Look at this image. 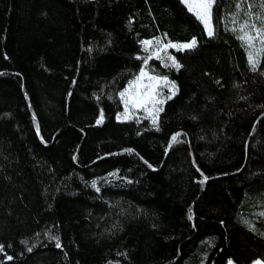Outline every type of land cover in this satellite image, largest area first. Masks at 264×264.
<instances>
[{
	"label": "trees",
	"instance_id": "obj_1",
	"mask_svg": "<svg viewBox=\"0 0 264 264\" xmlns=\"http://www.w3.org/2000/svg\"><path fill=\"white\" fill-rule=\"evenodd\" d=\"M211 26L180 0H0V264H264V0H214ZM144 67L156 123L118 119Z\"/></svg>",
	"mask_w": 264,
	"mask_h": 264
},
{
	"label": "rangeland",
	"instance_id": "obj_2",
	"mask_svg": "<svg viewBox=\"0 0 264 264\" xmlns=\"http://www.w3.org/2000/svg\"><path fill=\"white\" fill-rule=\"evenodd\" d=\"M203 2H204V0H186L185 3H182V2L181 3L187 8L188 11H189L188 5H191L195 11H201L202 12L203 9L200 8L199 6ZM189 12H191L196 17V15L194 14L193 11H189ZM201 25L203 27L204 33L207 36H209L207 34V32L205 31V28H204L202 23H201ZM192 41L193 40H190L187 43L170 44V45H174V46H168V47L162 46L160 43L157 44L156 41H154L150 45L143 44L142 45V50L144 52V56H145L146 59L150 58V57L154 58V59H160V58H164V57L169 58L170 54L169 55L167 54V51L169 50L168 48H171L174 51L190 49V48H181L180 46H182L184 44H188V43H190ZM145 49H147V50H145ZM144 70L146 72H148L149 75H152V74L149 73L148 68L144 67ZM139 73L133 78V80L131 82H135L136 81V78L139 75ZM152 83H153V86L156 89V92L158 93V88L161 85L163 86V82H161L159 84H156L155 82H152ZM148 84H149V81L145 77L142 81H139V82H136L134 84H131V86H130V83H129L126 86V88L123 89V91L121 92V93H126L124 98L121 97V93L118 95L119 101H120L121 107H122L121 113L122 114L126 113L127 118H132V117H134L132 115L136 114V116L141 115L142 117L152 121L156 117L157 110H158V107H160V104H157V105L153 106V104H151V103H148V104H144L143 103V101L145 100V96H144V92L146 90L145 86L148 85ZM125 99H134L136 101V103H134V104H129L127 112H126L125 103H124ZM157 99L161 100L159 96H157ZM122 117H124V115H122ZM226 264H229V261ZM251 264H262V263L260 261H254Z\"/></svg>",
	"mask_w": 264,
	"mask_h": 264
},
{
	"label": "snow or ice",
	"instance_id": "obj_3",
	"mask_svg": "<svg viewBox=\"0 0 264 264\" xmlns=\"http://www.w3.org/2000/svg\"><path fill=\"white\" fill-rule=\"evenodd\" d=\"M181 2L185 3L186 0H181ZM213 3H214V0H204V2L199 6L200 8L203 9L202 12L201 11H195L191 5H188L189 11L194 12V14L196 15V18L203 24L205 31L207 32V34L210 37L214 34L212 26H211V12H212ZM238 7H239V5H238ZM244 27H246V24L241 25V29H243ZM251 27L257 28L256 24H252ZM257 33H258V35L260 34L259 29H257ZM247 35L248 34L245 33L244 35L239 36L238 38L241 39L242 41H244L245 37ZM142 43L145 45H150L153 42L152 41H143ZM156 43L158 44L159 41H156ZM247 43L249 44V46H251V40L250 39L247 41ZM169 46H174V45H169ZM195 46H196V41H195V39H193L192 42H190L188 44H184L180 47L181 48H193ZM145 50H147V49H145ZM253 56H254V54L252 52H249V56H248L249 63L253 66V70H255L256 60L253 58ZM170 59H172V58H170ZM145 64H147V60H145ZM172 66L179 68L180 65L175 61V59H172ZM145 77L149 81V84L145 86L146 87V90L144 92L145 100L143 101V103L144 104L151 103V104H153V106H155L157 104H162L163 101L157 99L158 93L156 92V89L153 86L152 82H155L156 84H159L161 82L167 83V77H156V76L149 75L148 72H146L144 70V68H142L139 75L136 78V81L130 82V86H131V84L142 81ZM172 88L173 89L175 88L174 84L172 85ZM125 95H126V93H121L122 98H124ZM167 98L171 99V96H169ZM124 103H125V109L127 112L129 104H134V103H136V101L134 99H125ZM159 110H162V109H159ZM121 115H124L125 119L127 118L126 113L125 114H118L117 118L120 119ZM102 119H103V116L101 115V119L97 120V123H100ZM153 123H156L155 119H153ZM173 139H175V138H173ZM93 187H95V182H93ZM53 238L57 240L56 246L60 247V243H59L58 238H56V237H53ZM29 251H31V249H29ZM9 259H11V257H9ZM229 264H232V261H229Z\"/></svg>",
	"mask_w": 264,
	"mask_h": 264
}]
</instances>
